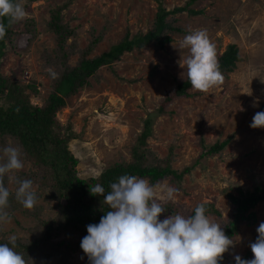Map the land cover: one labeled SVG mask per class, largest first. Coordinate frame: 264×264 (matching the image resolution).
I'll return each mask as SVG.
<instances>
[{"label":"rangeland","instance_id":"1","mask_svg":"<svg viewBox=\"0 0 264 264\" xmlns=\"http://www.w3.org/2000/svg\"><path fill=\"white\" fill-rule=\"evenodd\" d=\"M27 17L14 28L17 45L3 58L1 74L15 77L24 85H33L37 94H31L33 104L41 105L52 91L53 78L49 69L57 72L44 55H55V34L47 28L50 11L70 2L63 11L64 22L75 33L68 44L76 43L69 63L74 66L84 48L90 44L93 33L99 35L108 28L89 57L108 52L129 31L131 37L147 32L153 26L160 8L167 11L188 7L202 13L190 15L188 10L176 14V24L185 29L175 34L163 50L148 45L143 49L125 51L120 59L100 67L98 78L67 98V106L57 113L63 124L72 123L77 137L69 143L79 159L81 177H98L101 172L121 158L130 160L132 147L144 128V121L164 105L161 114L154 117L152 133L147 138L149 148L159 157H165L175 145L173 168L181 170L195 164L180 185L169 178L160 182L177 189L174 203L179 212L190 215L199 203L213 202L222 217L210 219L224 225L232 211L229 194L237 195L238 188L253 190L264 186V128L253 129L254 114L264 111V0H37L20 1ZM33 19L32 30L25 24ZM204 29L215 45L217 59L228 45L239 47L241 60L232 72L222 73L223 83L207 92L189 88L190 95L177 96L170 102L165 98L175 91L187 76L179 66L187 49L180 41L190 30ZM35 34H34V33ZM4 100L0 104H4ZM255 103V106H253ZM231 137L232 141L220 154L201 157L202 144L212 145ZM30 168L24 164L23 169ZM22 170V169H21ZM13 188L10 179L7 185ZM168 202V201H165ZM42 198V217L55 214L53 204ZM164 203V202H161ZM256 220L243 225L236 242L224 254L223 264H234L233 254L241 257L250 250L249 244L257 236L256 228L264 221V201L253 208ZM34 224L31 217L17 211L7 225L0 227V235L25 236Z\"/></svg>","mask_w":264,"mask_h":264},{"label":"trees","instance_id":"2","mask_svg":"<svg viewBox=\"0 0 264 264\" xmlns=\"http://www.w3.org/2000/svg\"><path fill=\"white\" fill-rule=\"evenodd\" d=\"M69 5L70 2L61 4L50 11L47 28L55 34L57 48L54 56L48 54L43 58L57 66L58 76L53 79L52 91L41 105L33 104L31 94L25 91L29 88L31 92L37 94L35 86H24L15 77H5L1 74L3 58L8 51L7 43L11 44V49H15L18 43V37L15 40L17 33H14L18 22L9 25L5 20L6 34L4 39L0 40V101L5 102L0 104V163L6 160L2 149L5 146H13L19 149L23 163L30 166L27 170L9 172L3 181L10 192L7 209L10 217L17 211H22L34 222L25 236H16L15 251L24 256L29 264H89L87 256L80 248L81 239L87 235L86 226L98 223L104 211L108 210L101 195L90 194L89 185L99 183L107 192L110 190L109 185L116 182L119 176L129 174L143 178L150 184L169 178L179 186L183 177L190 173L196 164L181 170L175 169L173 168V161L176 158L175 145L169 147L165 157H159L149 148L147 138L152 133V122L154 117L164 110L163 105L144 121V128L132 147L130 160L121 158L104 169L98 177H81L77 168L79 159L69 148L70 141L76 138L77 134L72 123H61L57 113L67 106V98L89 84L90 78H98L100 67L120 59L125 51L140 50L148 45L163 50L172 42L175 34H184L185 29L176 24V14L188 10L189 14L194 16L202 12L188 7H176L170 11L160 8L153 26L147 32H140L131 37L128 31L108 52L90 58L91 50L108 31L107 27L103 28L99 35L93 33L90 44L84 48L76 64L72 66L69 60L76 43L69 45L67 41L75 31L69 23L64 22L63 13ZM33 21V19L26 21L28 31L32 30ZM240 60L239 47L235 44L228 45L224 53L218 57L221 73L232 72ZM190 87L186 78L177 84L175 91L165 98V102H170L177 96L188 97ZM231 141L232 138L227 137L223 141L205 146L201 139V157L222 153ZM10 179L13 188L7 186ZM24 179L32 180L37 200L42 198L48 203L57 202L52 205L56 209L54 215L43 218L42 204L25 209L16 201L14 193L18 187L17 181ZM229 200L232 203V211L222 228L227 236L235 239L243 225L254 224L256 214L251 210L258 202L264 201V186L256 185L251 191L238 188L237 195L229 194ZM200 204L205 206L208 215L222 217L215 203L204 202L198 205ZM162 207L165 212L159 217L161 220L171 213L179 212L174 202H164ZM193 210L190 215L193 214ZM8 238L6 233L1 234L0 243L8 244ZM252 255L250 249L242 258L251 259Z\"/></svg>","mask_w":264,"mask_h":264},{"label":"clouds","instance_id":"3","mask_svg":"<svg viewBox=\"0 0 264 264\" xmlns=\"http://www.w3.org/2000/svg\"><path fill=\"white\" fill-rule=\"evenodd\" d=\"M26 17L20 0H0V40L6 34L5 20L11 25ZM180 48L187 49L179 66L185 70L182 75L186 73L192 89L207 92L223 83L216 48L206 30H190L180 41ZM48 71L51 78H57L56 72ZM250 127L264 128V111L254 114ZM2 151L6 160L0 163V227L11 220L7 211L10 192L4 178L24 167L17 147L5 146ZM17 183L16 201L25 209H32L38 199L32 180ZM109 188L105 192L99 183L89 185L90 194L101 195L108 206L98 223L86 226L87 235L80 242L89 264H222L224 254L235 245L236 239L227 236L221 224L210 219L202 204L191 215L171 213L159 219L165 212L161 202H174L176 198L177 189L166 183L150 184L136 175L124 174ZM256 232L255 241L249 244L252 258L233 254L234 264H264V221ZM8 240V244L0 243V264H29L15 251L17 237L11 235Z\"/></svg>","mask_w":264,"mask_h":264}]
</instances>
